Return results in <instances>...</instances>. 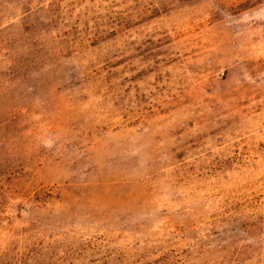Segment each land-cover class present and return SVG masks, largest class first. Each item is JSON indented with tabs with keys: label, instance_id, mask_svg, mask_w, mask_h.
<instances>
[{
	"label": "rangeland",
	"instance_id": "rangeland-1",
	"mask_svg": "<svg viewBox=\"0 0 264 264\" xmlns=\"http://www.w3.org/2000/svg\"><path fill=\"white\" fill-rule=\"evenodd\" d=\"M0 264H264V0H0Z\"/></svg>",
	"mask_w": 264,
	"mask_h": 264
}]
</instances>
